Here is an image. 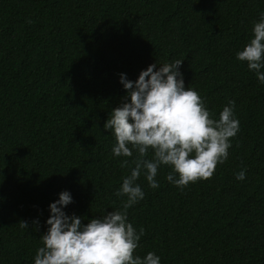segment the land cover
<instances>
[{"label":"trees","instance_id":"trees-1","mask_svg":"<svg viewBox=\"0 0 264 264\" xmlns=\"http://www.w3.org/2000/svg\"><path fill=\"white\" fill-rule=\"evenodd\" d=\"M0 264H264V0H0Z\"/></svg>","mask_w":264,"mask_h":264}]
</instances>
